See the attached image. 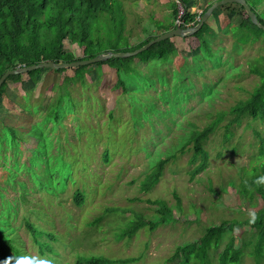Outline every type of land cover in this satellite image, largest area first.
<instances>
[{
	"label": "rangeland",
	"instance_id": "374dc122",
	"mask_svg": "<svg viewBox=\"0 0 264 264\" xmlns=\"http://www.w3.org/2000/svg\"><path fill=\"white\" fill-rule=\"evenodd\" d=\"M116 1L125 14L120 45L134 46L168 27L170 0ZM209 1L197 0L193 9L200 12ZM232 10L239 7L210 17L217 30L213 58L203 55L195 37L174 36L178 53L165 64L143 52L132 60L133 71L119 75L106 65L88 67L84 76L52 69L37 85H8L0 105V227L32 264H78L97 255L181 264L173 257L177 245L264 208L256 182L264 186V119L234 111L261 83L250 68L264 56V32L238 41L228 30L237 22ZM65 48L81 56L75 43L65 41ZM206 127H212L203 141L209 166L192 179V134ZM164 159L159 183L144 191L143 181ZM156 200L177 218L120 239L131 221L154 217ZM29 222L39 229L44 253ZM255 232L248 224L228 231L211 249L209 264H219L231 237L244 251L239 264H264V252L258 261L251 255Z\"/></svg>",
	"mask_w": 264,
	"mask_h": 264
},
{
	"label": "trees",
	"instance_id": "16d2710c",
	"mask_svg": "<svg viewBox=\"0 0 264 264\" xmlns=\"http://www.w3.org/2000/svg\"><path fill=\"white\" fill-rule=\"evenodd\" d=\"M170 1L171 15L167 18L169 20L168 27L162 28L157 34L147 35L134 46H122L120 41L124 39L122 31L125 14L120 3L116 0H0V77L9 70L25 69L43 62L73 63L92 59L107 50L116 52L134 51L163 32L175 28L178 20L182 21L181 25L183 27L196 25L206 9L217 0L209 1V4L200 12L193 9L197 5V0ZM247 2L257 13L259 20L264 23V0H247ZM234 4L239 7V10L237 12L232 10L230 15L237 14L241 17V22L238 25L229 26L228 30L242 43L257 39L264 32V29L252 21L242 4H224L219 6L212 15ZM181 10H183V13L180 15ZM211 18L207 19L202 27L191 36L198 40V48L203 55L213 58L215 56L213 42L217 36V30L212 24ZM253 31L254 33L256 31V34L252 36ZM113 35L118 37L117 42L111 41ZM105 36L109 39L107 43L104 42ZM176 36L184 37L182 35ZM173 37L154 43L144 52L147 53V56L161 63L169 62L178 53ZM65 41L75 43L80 47L82 50L81 56L66 50ZM134 58L135 56L113 57L95 64L67 67L60 70L53 69V71L66 73L73 70L74 74L80 73L84 76V71L88 67L106 65L119 75L123 71H133L134 68L131 63ZM251 63L250 73L260 76L261 83L251 93L250 97L240 101L234 107V111L239 115L249 114L255 119H264V56L254 58ZM48 70L52 71V69L44 68L9 76L0 87V105H3V98L7 94L10 83L30 81V83L37 85L40 80H43ZM30 94L33 93L29 92ZM8 99L13 104L25 106L24 103L12 100L9 97ZM211 131L212 127H206L202 130H195L192 134L191 141L194 142L192 162L195 164L190 171L192 179L209 166L210 154L205 150L203 141L210 135ZM166 162L165 159L161 160L153 172L143 181L142 188L144 191H148L159 183ZM262 171L264 172V165ZM256 182L257 189L264 198V186L260 179H257ZM176 198L180 201L177 195ZM74 199L78 206L82 205L84 202L83 192L77 191ZM152 203L158 206L154 217L151 219L140 217L131 221L129 226L120 234V239L133 236L142 227L148 226L150 229H155L161 224L177 218L174 209L164 200H156ZM110 210H113V208ZM34 224L29 222V229L34 242L39 246L40 251L44 253L46 245L41 242V234ZM244 224L256 228L255 241L250 246L251 255L258 261L262 258L264 252V208L259 210L255 217L249 218L245 222L225 220L219 224L206 227L205 233L201 237L177 245L173 257L178 259L181 264H191L193 260L198 264H209L211 249L221 245L228 231H234L239 225ZM237 244L236 238L231 237L220 254L219 264L240 263L244 251ZM136 260L137 258L111 259L97 255L83 256L79 259L78 264H129ZM0 264H32L31 258L20 251L13 240L2 231L1 227Z\"/></svg>",
	"mask_w": 264,
	"mask_h": 264
},
{
	"label": "water",
	"instance_id": "95a60500",
	"mask_svg": "<svg viewBox=\"0 0 264 264\" xmlns=\"http://www.w3.org/2000/svg\"><path fill=\"white\" fill-rule=\"evenodd\" d=\"M228 3H240V4H242L245 7V9L247 10L252 21L254 23H256L259 27L264 29V23H262L259 20L257 13L252 9V7L247 2V0H217L214 3H212V5H210L209 8L206 9V11L204 12L203 16L201 17L199 23H197L196 25L190 26V27H183L181 25V23H178L175 28L163 32L162 34L158 35L154 39L145 43V45L139 49H136V50L130 51V52H116V51H112V50H107L105 52L100 53L98 56H96L92 59H88V60H80V61H76L73 63L43 62V63L36 64V65H33V66H31L29 68H25V69L9 70L0 77V87L3 85V83L7 80V78L9 76L14 75V74L27 73V72L34 71L36 69H44V68L60 70L62 68H67V67H80V66L95 64V63H99L102 61L109 60L110 58H113V57L125 58V57L135 56L139 53H142V52L148 50L152 45H154V43H156L160 40L170 38V37H173L176 35L188 36V35L194 34L197 30H199L202 27L203 23L211 17V15L214 13V11L219 6H222V5L228 4Z\"/></svg>",
	"mask_w": 264,
	"mask_h": 264
},
{
	"label": "crops",
	"instance_id": "0c3cea01",
	"mask_svg": "<svg viewBox=\"0 0 264 264\" xmlns=\"http://www.w3.org/2000/svg\"><path fill=\"white\" fill-rule=\"evenodd\" d=\"M239 18V19H238ZM241 17H239L238 15L236 16V19H237V22L234 24V25H238L240 22H241ZM232 25V26H234ZM10 98V97H9ZM13 100V99H12ZM12 102V101H11ZM25 106L29 107V105H26V103H24ZM17 106L16 107H20L18 104H16ZM21 108V107H20ZM18 111V110H15V112Z\"/></svg>",
	"mask_w": 264,
	"mask_h": 264
},
{
	"label": "built area",
	"instance_id": "2783aa9c",
	"mask_svg": "<svg viewBox=\"0 0 264 264\" xmlns=\"http://www.w3.org/2000/svg\"><path fill=\"white\" fill-rule=\"evenodd\" d=\"M178 23H181V22H178Z\"/></svg>",
	"mask_w": 264,
	"mask_h": 264
}]
</instances>
